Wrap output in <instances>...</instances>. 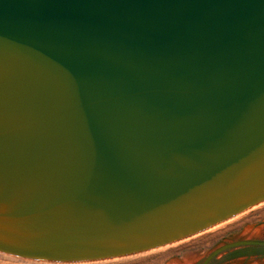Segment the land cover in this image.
I'll use <instances>...</instances> for the list:
<instances>
[{"label":"water","instance_id":"95a60500","mask_svg":"<svg viewBox=\"0 0 264 264\" xmlns=\"http://www.w3.org/2000/svg\"><path fill=\"white\" fill-rule=\"evenodd\" d=\"M264 201V0H0V252L136 254ZM166 264H264V218Z\"/></svg>","mask_w":264,"mask_h":264},{"label":"rangeland","instance_id":"374dc122","mask_svg":"<svg viewBox=\"0 0 264 264\" xmlns=\"http://www.w3.org/2000/svg\"><path fill=\"white\" fill-rule=\"evenodd\" d=\"M259 212H264V201L204 231L167 245L127 256L86 262H47L0 252V264H166L174 256L181 258L184 251L213 248L230 233L242 229L244 225H249L248 220L255 218Z\"/></svg>","mask_w":264,"mask_h":264},{"label":"crops","instance_id":"0c3cea01","mask_svg":"<svg viewBox=\"0 0 264 264\" xmlns=\"http://www.w3.org/2000/svg\"><path fill=\"white\" fill-rule=\"evenodd\" d=\"M263 218H264V212H259L257 213V215H255V218L249 219L247 223L249 225L257 224L260 223Z\"/></svg>","mask_w":264,"mask_h":264}]
</instances>
